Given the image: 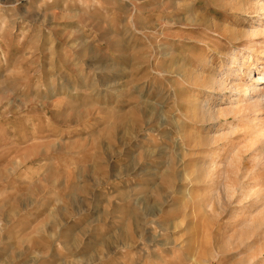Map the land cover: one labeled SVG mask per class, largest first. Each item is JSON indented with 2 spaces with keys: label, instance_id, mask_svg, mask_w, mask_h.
I'll list each match as a JSON object with an SVG mask.
<instances>
[{
  "label": "rangeland",
  "instance_id": "1",
  "mask_svg": "<svg viewBox=\"0 0 264 264\" xmlns=\"http://www.w3.org/2000/svg\"><path fill=\"white\" fill-rule=\"evenodd\" d=\"M251 71L264 0H0V264H246L233 234L264 237V95L238 91ZM236 100L239 115L192 121ZM120 232L136 243L109 254Z\"/></svg>",
  "mask_w": 264,
  "mask_h": 264
},
{
  "label": "bare ground",
  "instance_id": "2",
  "mask_svg": "<svg viewBox=\"0 0 264 264\" xmlns=\"http://www.w3.org/2000/svg\"><path fill=\"white\" fill-rule=\"evenodd\" d=\"M166 7L168 8V4H166ZM168 17V16H167ZM169 18V17H168ZM189 19V18H188ZM184 20V19H183ZM190 20H191V18H190ZM173 21V20H172ZM188 21V20H187ZM204 21V20H203ZM209 22H210V20H209ZM170 23V22H169ZM194 23V22H193ZM203 23H205V22H203ZM208 22H206L205 24H207ZM204 25V24H203ZM208 26L211 28V29H214L216 32H218V33H220L221 32V28L217 25V26H213V25H211L210 23L208 24ZM207 26V27H208ZM233 31V30H232ZM261 31V30H260ZM259 34H260V32H258V31H253V33H251L250 34V37H257V36H259ZM262 36V35H261ZM227 37H229V39L231 38V39H238V36H237V34H235L234 33V35L232 34V36L231 35H229V36H227ZM170 38V37H169ZM190 39V38H189ZM260 43V42H259ZM168 44V43H167ZM255 46V45H254ZM166 55H170L169 53H168V51H167V54ZM203 55V54H202ZM234 58V57H233ZM212 60V59H211ZM202 61H204V60H202ZM207 63V62H206ZM227 68V67H226ZM182 69H183V67H182ZM177 72V71H176ZM185 72V71H184ZM189 72V71H188ZM195 72V71H194ZM251 73V84L250 85H248L247 87H243V89L241 88V90L239 89L238 91L240 92V93H243V95L242 96H245L246 98H247V100H252L253 102L255 101H258V98H255V97H259V99H260V97H261V95L263 94L264 95V93L263 92H261V87H259V84L262 82V80L264 79V74H261V73H257L256 71H251L250 72ZM209 74V73H208ZM199 75V74H198ZM166 76V75H165ZM188 76V75H187ZM196 77H198V76H196ZM200 79H202V78H200ZM189 80V79H188ZM210 81H211V79H210ZM224 80H222V81H217V80H213V82L211 81V82H208L206 79H204L203 80V82L201 83V84H197V81H196V83H195V85H198V86H200V87H204V88H211V87H215L216 85H218L219 87H222V86H224L225 84V82H223ZM198 83H199V81H198ZM235 87V86H234ZM242 87V86H241ZM203 88V89H204ZM226 88V87H225ZM224 88V89H225ZM238 88V87H237ZM220 89V88H219ZM222 89H223V87H222ZM236 89V88H235ZM248 96V97H247ZM237 97V96H236ZM188 98H189V96H188ZM194 99V98H193ZM192 99V100H193ZM233 99V98H232ZM244 99V98H243ZM257 99V100H256ZM194 100H196V102H197V99H196V97H195V99ZM201 100V99H200ZM242 101H244V100H242ZM251 101V102H252ZM196 102H193V103H196ZM231 102H233V105L234 106H232L228 111L229 112H227L226 110H211L210 108H209V106L207 105V104H205V103H203L202 104V107H203V112H202V114H195V116L193 117L194 119L192 120L194 123H199V125H201V126H203V127H205L206 125H208L211 121H213V120H217L216 119V117H214L215 115H218V114H226V115H228L229 113H231V114H233V115H239V114H241V112H242V110H243V106L245 105V103H241L239 100H236V101H231ZM235 102V103H234ZM247 102V101H246ZM177 104H178V101L176 102ZM258 104L260 103V102H257ZM253 104V103H252ZM189 106V105H188ZM255 106H257L256 104H255ZM196 108H197V106H196ZM194 110H195V106H194ZM168 112V111H167ZM227 112V113H226ZM167 114V113H166ZM188 114V113H187ZM172 115H174V114H172ZM192 115V114H191ZM245 116H247V115H244L243 117H245ZM249 116V115H248ZM249 117H251V116H249ZM166 119V118H165ZM257 119V118H256ZM169 120V119H168ZM167 119L164 121V123H168L169 121H168ZM179 121V120H178ZM257 121V120H256ZM255 121V122H256ZM259 121V120H258ZM175 123V122H174ZM181 122L179 121V122H176V130L179 132L180 130H181V128H182V125L180 124ZM216 123V122H215ZM224 123H226V122H224ZM224 123H223V125H224ZM261 123V122H260ZM171 124V123H170ZM219 125H221V124H219ZM259 125V124H258ZM257 125V126H258ZM260 126V125H259ZM258 126V127H259ZM261 127V126H260ZM259 127V128H260ZM264 127V126H263ZM263 127H261L260 129H259V131H261V132H264V128ZM263 128V129H262ZM220 129H222V127L220 128ZM220 129H219V131H220ZM263 130V131H262ZM257 131V130H256ZM164 137H165V143H166V145H169V139L171 138V136H170V132L168 131V130H165V133H164ZM196 135H198V134H196ZM163 136V135H162ZM192 136V135H191ZM190 136V137H191ZM202 136V135H201ZM212 136V135H211ZM216 137L217 136H215L214 138H212V139H214L213 140V143L214 142H217L218 141V139H216ZM162 139V138H161ZM187 137L186 136H184L183 137V140H182V142L185 144V142H187ZM189 139V138H188ZM201 139V138H200ZM211 138H210V135L207 137L206 136V142L208 143V144H211L212 145V140ZM189 140H192V141H190V152H187V151H185V150H183V147H181V145H183V144H179V141H178V143L176 144L178 147H179V150H177L176 151V156L180 159V160H183L184 161V171H187L188 170V166H189V164L188 163H186V161H187V159L188 158H191V157H193L195 154H197V146H198V142H200V141H198V137L196 136V138L194 137H191V139H189ZM205 142V143H206ZM204 143V144H205ZM201 144L199 143V146H200ZM201 146H203V144L201 145ZM168 148V147H167ZM164 151V150H163ZM178 163V162H177ZM182 167V166H181ZM207 169V171H206V173H208V174H213L214 172H212V171H215V166L214 165H211L210 167L208 166L207 168H205V167H201V169L197 166H195V170H197V171H201L202 173H204V171ZM209 170V171H208ZM184 171H183V173H184ZM181 174V173H180ZM236 174L237 175H239V172H236ZM182 175V174H181ZM180 175V176H181ZM206 175V174H205ZM183 176V175H182ZM243 177H245V175H243ZM174 190V189H173ZM180 190V189H179ZM227 192H228V195L231 197V198H233L234 199V197H235V193H238V194H240V196H239V198L235 201V203L237 204V203H239V202H241V200L242 199H244V198H246L247 197V190L245 189V187H244V185H243V182L241 181V183H238V184H235V185H231V186H229V188L226 190ZM227 195V196H228ZM171 196V195H170ZM229 197V198H230ZM169 200V199H168ZM150 214V213H149ZM152 214V213H151ZM156 215V214H155ZM147 219V218H146ZM140 220V219H139ZM259 225H261V222H258V226ZM161 226V225H160ZM163 226V225H162ZM171 226V225H170ZM174 226V225H173ZM210 226H212V225H210ZM138 227V226H137ZM165 228H167V227H165ZM171 228V227H170ZM249 228L251 229V230H254V229H259V228H256V224H255V222H250L249 223ZM162 230H163V228H162ZM166 230V229H165ZM161 231V230H160ZM243 231H240V232H235L234 234H233V236H235V238H236V245H238V246H240V247H242V245H243V247L245 248V249H247V251H249L248 253H249V257H247L246 259L244 258V259H242V260H240V263H242V262H245L246 264H264V237H262V233H260V234H254L253 233V237H252V239H248V243L247 244H245V238L243 237V234H244V232L242 233ZM264 232V231H263ZM148 234V233H147ZM140 236V235H139ZM264 236V235H263ZM129 237L130 236H128V235H126V234H124L123 232H120L119 233V236H118V238H119V240H118V238H117V241L115 240V244H114V247H111V248H109V250H108V253L110 254V253H114L115 252V250L117 249V248H119V247H128V246H133L135 243H136V241L135 240H130L129 239ZM159 237V236H158ZM157 237V238H158ZM232 237V236H231ZM140 238V237H139ZM143 239V238H142ZM150 239V238H149ZM156 239V238H155ZM139 240V239H138ZM148 240V239H147ZM160 240V239H159ZM159 240H158V242H159ZM260 242V243H257V242ZM165 243H167V242H165ZM173 243V242H172ZM138 244V243H137ZM139 244H141V243H139ZM163 244V243H162ZM165 245V244H164ZM168 245V244H167ZM137 246V245H136ZM166 246V245H165ZM195 246V245H194ZM196 246H197V244H196ZM257 246H259V248L257 249L256 247ZM140 248V247H139ZM193 249V248H192ZM197 251H199V249H197ZM194 253H195V251H194ZM193 253V254H194ZM203 254V253H202ZM216 255H218V254H216ZM190 256V255H189ZM204 256V255H203ZM202 257V256H201ZM198 258L196 261H195V264H204V262H203V260H202V258ZM101 258V257H100ZM191 259V258H190ZM96 260V259H95ZM94 261V260H93ZM92 261V262H93ZM91 262V261H90ZM207 262H208V260H207ZM206 262V263H207ZM212 262L211 261H209L207 264H211ZM174 264V263H173Z\"/></svg>",
  "mask_w": 264,
  "mask_h": 264
}]
</instances>
